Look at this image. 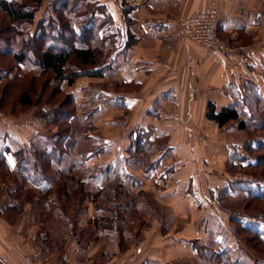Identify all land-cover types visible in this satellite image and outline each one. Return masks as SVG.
I'll use <instances>...</instances> for the list:
<instances>
[{
  "label": "rangeland",
  "instance_id": "1",
  "mask_svg": "<svg viewBox=\"0 0 264 264\" xmlns=\"http://www.w3.org/2000/svg\"><path fill=\"white\" fill-rule=\"evenodd\" d=\"M54 1L56 0H44L41 6L36 8L33 22L22 25L23 32L35 30L38 23L49 11L50 4ZM146 1L118 0L123 8L138 6ZM4 22L5 17L0 14V29ZM22 41V36H20L18 43H16L17 48ZM222 41L230 46H245ZM5 43V39L0 37V50L7 46ZM132 47L134 44L126 50L132 49ZM119 49L120 47L116 51ZM111 52L113 53V50L106 44L101 60L102 65L107 61ZM9 61V58L0 57V70L2 66H8ZM236 63L242 62L237 61ZM68 68L72 72L78 71L74 70L72 66ZM19 74L17 80L13 82L9 81V76L0 77V96L3 93L6 99L4 109L0 110V121H4L7 126H11V129L16 131L18 137V140L14 142L16 149L23 146L35 147L44 145L46 142L50 143L52 136L58 133L57 129L52 127L51 130H47L43 123L45 116L40 117L36 113L38 107H24L17 104V100L23 91L29 90V85H35V89L38 91L37 95L42 93V100H46L50 91L46 88L41 91L40 88L46 79L39 76L35 80L34 75H38V71L31 74L21 71ZM8 82L10 83L8 84ZM80 88L84 89L83 92ZM92 88L107 90L110 93L134 94L130 92L137 91L136 86H120L117 79L114 78L113 80L104 76L94 79L80 76L69 88L64 84L63 89L68 94L72 92L76 94L77 103V112L68 133L70 138L65 143L68 155L64 156V161L71 165L75 162L79 166L67 167L68 169L62 173L63 175L60 172L50 170V186L41 191L26 187L20 182L17 175L2 171L0 172L1 198L3 196L11 197L18 207L31 204L34 212L38 214L39 226L37 227L39 228L46 229L49 227L51 230H48L52 231L62 227V230L68 233L79 232L80 234L81 232L82 238L81 240L78 239L80 240L78 243L81 244L82 249H88V239L95 241L97 247L95 256L101 260L118 258L128 261L134 260V262L138 260L143 264H148L152 259H155L159 264H214L211 257L220 251L229 252L242 261L246 258L243 256H250L253 260L264 258V246L254 243L251 235L240 231L230 221L236 213L242 214L247 216L246 219H249L247 222H251L249 225L254 229L264 230V201L259 202L256 207H254L256 204H247L241 195L232 199H225L220 207L213 201L215 193L226 182L242 178V176H253L250 172L238 168L232 171L228 170L223 145L226 142L230 145L233 142L241 145L247 136L244 132L230 129L233 125L218 128L213 122H209L205 118L204 105L209 101L213 102L211 98L214 94L212 92L198 90L197 99L195 104L191 105V111H189V106L180 105L175 110L177 119L173 121L170 113H161L162 115L156 117L157 120L144 118L143 112L149 106L148 104L154 100L148 99L151 92L147 90L141 91L144 100L141 99L140 106L131 111L111 106L106 108L107 101H105L104 95L101 94V96L92 98L93 94H88L93 90ZM55 99L53 103L61 100V97L56 96ZM99 105L101 106L99 107ZM42 106L48 110L57 111L55 104H40L39 108ZM168 109L174 110L172 107H167L164 110L167 111ZM262 109H264V102L259 105V110H251L253 118L249 120L250 123L256 124L264 118L261 114ZM59 111L62 113L63 109ZM142 119L146 120L147 128H137V125L141 123L139 120ZM172 127L185 130L188 135L195 139L187 136V138L173 140L168 137L158 138L155 136L153 140L154 135L151 132L153 129L170 131ZM262 134L264 135V132ZM20 135L27 141L20 142ZM138 136H143L144 140L153 141L150 150L140 153L141 151L138 152L133 147L132 139ZM207 136L208 138H205ZM106 138L110 139V142H107ZM205 141L207 145H204ZM181 142L186 144L194 142L191 147L194 149L199 147L202 155L197 157L194 151H189L187 156L170 155L171 149L168 147L172 146L171 144ZM103 145V151L93 157L91 154L94 148H100ZM212 146L215 147L212 149ZM141 155L143 156L142 159ZM203 155L206 157H202ZM134 157H138L139 161L134 162L132 160ZM157 157H160V163L164 160V163L170 166L171 170L165 166L159 165L157 167L159 163ZM178 160L180 162L176 164L175 161ZM111 166L112 170L110 171ZM106 168H109L110 178H112L109 181L111 184H109L110 188L108 189L112 188L115 191L118 184L113 182L120 176L128 177L129 183H125V187L122 189L126 190L129 196L136 200V206L131 207L129 211H121L124 213L121 216L124 220L122 223L119 222L120 217L114 222V218H110H112L113 212H115L113 216L120 214L118 205L124 202L123 199L114 201L115 205H108L103 203L104 198H111L114 195L113 191L105 190L96 194V185L87 181L84 186H81V189L78 186L84 173L94 172L98 174ZM165 169H168V172L165 173ZM260 170L256 172L255 179L263 183L264 175H259ZM147 174H153V178ZM66 179L68 182L65 184L63 194H60L58 189H61L60 187ZM7 184L8 186L14 184L15 190L9 191ZM66 193L67 195H64ZM193 193L198 194V197L195 196V199H192L190 195ZM87 194L90 195L87 196ZM191 199L200 210H189L192 208ZM21 201L24 204H21ZM18 207L17 209L20 210ZM108 208L112 213L109 212L111 215L107 214V221H105L107 224L103 223L104 225L100 226V219L102 220L104 216H107L105 214ZM120 208L122 209V207ZM106 225L108 227H105ZM202 230L204 235H196ZM75 239L77 241V238ZM184 239L187 241L185 245ZM256 264H264V262L259 261Z\"/></svg>",
  "mask_w": 264,
  "mask_h": 264
},
{
  "label": "crops",
  "instance_id": "2",
  "mask_svg": "<svg viewBox=\"0 0 264 264\" xmlns=\"http://www.w3.org/2000/svg\"><path fill=\"white\" fill-rule=\"evenodd\" d=\"M99 1L111 13L114 21L113 32L117 34L119 32L121 38L120 49L118 51L111 49L113 53L109 54V58L104 63L111 68L106 70L104 77L117 79L120 86L137 87V91L130 92L135 95L126 92L110 93L107 90L92 88L93 90L88 94H93L92 98L104 95L107 101L106 108L111 106L132 111L144 100L141 91L147 90L151 92L148 99L154 100L143 112L144 118L157 120L156 117L161 113H170L172 120L176 121V108L185 105L189 106L191 111L198 90L212 92L214 95L211 99L219 110L231 105L235 97L243 96L242 90L246 82L255 86L260 97L264 99V0H147L141 5L130 8H123L118 0ZM211 4L215 5L218 12L217 35L228 43L247 46L250 51L248 64L225 60L209 50L184 41L180 36V28L195 14L207 10ZM127 29L138 40L134 47L128 50L123 48ZM80 90L83 92L84 89L80 88ZM167 107H172L174 110H164ZM145 119L139 120L141 123L137 128H147ZM170 129L172 130L153 129L151 131L154 135L153 140L155 136L173 140L187 136L195 139L178 127ZM1 132L0 143L4 142L11 150H15L14 142L18 140L16 131L4 121H0ZM19 139L20 142L27 141L21 135ZM107 142H110V139H107ZM193 143L171 144L172 146L168 147L171 149L170 155L187 156L189 151H194L197 157L201 156L202 151L199 147L195 149L191 147ZM204 145H207L206 141ZM214 147L212 146V149ZM223 150L227 160L231 152L230 144L226 142ZM92 156L96 157L93 154ZM7 159L10 174L17 175L13 158L8 156ZM64 160L65 158L58 167L60 171L74 165L79 166L75 162L72 165L67 164ZM157 160H159L158 166L170 167L164 163V160L160 163V157H157ZM175 162L177 164L180 161ZM147 175L153 178V174ZM20 182L22 183V180ZM24 185L37 191L50 186L49 182H43L37 187L30 182H25ZM13 186L14 184L9 186L7 184L9 191L15 190ZM195 196L198 197V194L190 195L192 199H195ZM192 199L190 203L192 208L189 210H200L196 204H193ZM23 201L21 204H24ZM14 203L9 196L0 197V264H56L62 257H65L66 264H143L138 260L134 262V260L118 258L97 259L95 241L88 239V249H82L81 244L78 243L82 238L81 232L68 233L62 230V227L52 231L49 227L39 228L37 227L39 217L31 204L18 207ZM202 231L196 235H204ZM183 242L184 245L187 243L185 239ZM154 262L159 264L155 259L148 264H155Z\"/></svg>",
  "mask_w": 264,
  "mask_h": 264
},
{
  "label": "trees",
  "instance_id": "3",
  "mask_svg": "<svg viewBox=\"0 0 264 264\" xmlns=\"http://www.w3.org/2000/svg\"><path fill=\"white\" fill-rule=\"evenodd\" d=\"M43 1L0 0V14L5 17L4 25L0 29V37L5 39L7 43V46L0 50V57L9 58L10 60L8 66H2L0 77L9 76V81L13 82L17 80V76L20 75L21 71L26 74L38 71L39 74L34 75V78L36 80L39 76L40 78L43 76L46 79L45 86L43 84L40 88L41 91H44L45 88L49 89L50 92L48 91L47 99L43 101V94L39 93L37 95L38 91L35 89V85H29V90L23 91L17 100V104L24 107H38L36 113L40 117L45 116L43 123L47 130L55 127L58 131L52 136L51 144L46 142L44 145L35 147L23 146L11 150L4 142L0 143V172L4 171L10 174L7 158L11 156L15 162L14 169L17 176L22 180V184L30 182L34 187L41 185L43 182H50V170L60 172V174L64 173L58 167L64 156L67 155L65 143L70 138L68 133L77 112V103L75 95L73 93L68 94L63 89V84L71 87L80 76H87L88 78L105 76L106 70H109L108 65H102L101 61L105 45L108 44L111 49L117 50L120 47L119 41H121L119 34L113 32L114 21L111 13L99 0H56L50 4L49 11L38 23L35 30L23 32L22 25L33 22L35 18L34 12L36 8L41 6ZM20 36H22L23 41L17 48L16 43H18ZM124 39V49L137 43V39L134 38L128 29ZM10 43L12 44L10 45ZM69 66L78 71L72 72L69 70ZM242 93L243 96L235 97L231 105L222 107L219 110L214 102L211 101L206 104L205 108V118L216 124L218 128L233 125L230 129L246 134L247 138L243 144L231 143V152L226 163L229 171L238 168L239 170L250 172L253 176H242V178L226 182L213 197V201L218 207L222 206V202L224 203L225 199H232L239 195L247 201V204H256L254 207L259 205V202L264 201V181L262 183L255 179L256 172L260 169L259 175H264V154H259L264 153V135L262 134L264 132V118L256 124L249 122L253 118L251 110H259V105L264 102V99L260 97L255 86L247 82L243 87ZM56 96L61 97V100L56 102L59 104L53 103L56 100ZM5 100V95L2 93L0 96V110L4 109ZM45 103L57 105V111L48 110L44 106L39 108L40 104L44 105ZM60 109H63L62 113H60ZM261 114L264 116V109L261 110ZM152 142L151 140H144L143 136L132 139L133 147L138 152L141 151L140 153L150 150ZM103 149L104 145L100 148H94L92 154H99ZM253 155L256 156L253 157ZM142 157L141 155V159ZM132 160L134 162L139 161L138 157H134ZM150 165L152 166L153 164ZM111 170L112 166L110 167ZM82 177L83 179L78 185L80 189L87 181L96 185V194L105 190L108 192L113 191L112 188L108 189L110 188L109 184H111L109 181L112 179L110 178L109 168L101 170L98 174L87 172ZM99 181L101 183H98ZM64 182L60 187L61 189H58L60 194H63L68 179L64 180ZM113 183L118 184L115 191H113L114 195L108 199L104 198L103 203L115 205L114 201L122 199L124 202L118 205L119 215L113 216L115 212L112 213L109 208L106 209L107 213L105 215L111 212L113 215L109 213L112 216L110 219L114 218V222L120 217L121 220L119 222L122 223L124 220H122L121 216L124 213L121 211H129L131 207L136 206V200L132 199L129 193L122 189L125 187V183H129L128 177L120 176ZM64 195H67V193ZM89 195L87 194V196ZM107 217L108 215L104 216L102 220L100 219V226L107 224L105 222ZM246 217L236 213L231 217L230 221L240 231L251 235L254 243L264 246V230L254 229V227L249 225L251 222H247L249 219H246ZM105 227H108V225ZM253 241L250 240L251 243ZM194 248L196 249V247ZM243 257H246L244 261L232 256L229 252L220 251L214 253L211 258L214 264H256L259 261L264 262V258L253 260L250 256Z\"/></svg>",
  "mask_w": 264,
  "mask_h": 264
},
{
  "label": "built area",
  "instance_id": "4",
  "mask_svg": "<svg viewBox=\"0 0 264 264\" xmlns=\"http://www.w3.org/2000/svg\"><path fill=\"white\" fill-rule=\"evenodd\" d=\"M217 15L215 5L211 4L207 10L195 14L180 28V36L185 41L209 50L230 62L249 63L250 51L247 46H230L218 37L216 33ZM56 264H66L65 257H62Z\"/></svg>",
  "mask_w": 264,
  "mask_h": 264
}]
</instances>
